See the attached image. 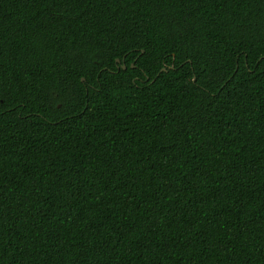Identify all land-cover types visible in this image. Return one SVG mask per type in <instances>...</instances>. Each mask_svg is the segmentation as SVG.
Instances as JSON below:
<instances>
[{
  "label": "trees",
  "instance_id": "1",
  "mask_svg": "<svg viewBox=\"0 0 264 264\" xmlns=\"http://www.w3.org/2000/svg\"><path fill=\"white\" fill-rule=\"evenodd\" d=\"M0 264H264V0H0Z\"/></svg>",
  "mask_w": 264,
  "mask_h": 264
},
{
  "label": "bare ground",
  "instance_id": "2",
  "mask_svg": "<svg viewBox=\"0 0 264 264\" xmlns=\"http://www.w3.org/2000/svg\"><path fill=\"white\" fill-rule=\"evenodd\" d=\"M125 60V59H124Z\"/></svg>",
  "mask_w": 264,
  "mask_h": 264
}]
</instances>
